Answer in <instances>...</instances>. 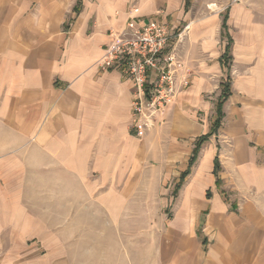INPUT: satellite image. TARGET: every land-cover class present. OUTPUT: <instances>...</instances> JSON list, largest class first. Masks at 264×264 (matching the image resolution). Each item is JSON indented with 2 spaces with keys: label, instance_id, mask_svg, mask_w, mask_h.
Instances as JSON below:
<instances>
[{
  "label": "crops",
  "instance_id": "1",
  "mask_svg": "<svg viewBox=\"0 0 264 264\" xmlns=\"http://www.w3.org/2000/svg\"><path fill=\"white\" fill-rule=\"evenodd\" d=\"M189 1L0 0V264H264V0ZM154 21L189 24L174 52L190 84L153 138L132 128V82L99 60L111 31ZM223 83L157 243L81 233L133 228L180 180Z\"/></svg>",
  "mask_w": 264,
  "mask_h": 264
},
{
  "label": "built area",
  "instance_id": "2",
  "mask_svg": "<svg viewBox=\"0 0 264 264\" xmlns=\"http://www.w3.org/2000/svg\"><path fill=\"white\" fill-rule=\"evenodd\" d=\"M189 24L184 27V32ZM175 29L151 22L144 28L126 26L121 32H112V41L105 47L99 60L102 70L116 68L133 85L132 128L141 136L153 124L154 117L164 113L182 87L190 80H179L181 62L170 46ZM180 31L178 38L184 33Z\"/></svg>",
  "mask_w": 264,
  "mask_h": 264
},
{
  "label": "rangeland",
  "instance_id": "3",
  "mask_svg": "<svg viewBox=\"0 0 264 264\" xmlns=\"http://www.w3.org/2000/svg\"><path fill=\"white\" fill-rule=\"evenodd\" d=\"M189 1V0H188ZM189 6L191 5L190 1L188 2ZM130 26L131 29H136L132 27V24H128ZM188 24L183 25L182 27L179 26L178 28H174L175 29V37L173 39V43L170 46V51L174 52V48H175V43L176 40L178 39V33L180 31L184 32V27L187 26ZM125 28H123L122 30H124ZM121 30V31H122ZM121 31H111L110 32V37H111V33L112 32H121ZM111 41H112V37H111ZM175 53V52H174ZM186 89V87H182L180 89V91L177 93L176 98L173 100V102L171 104H173L177 98L179 93ZM170 104V105H171ZM169 105L167 106V108L165 109L164 113L160 114L158 113L153 120V124L151 125V127L146 130L144 132L143 135H141L142 137L146 136L148 133V135L154 137H159V133L160 132H164L163 128H166V125L169 123V118L167 116V109H168ZM212 124V123H211ZM159 130V131H158ZM175 174V173H174ZM172 174H168L169 176L167 177V179L165 180L164 184L162 185V187L159 188L158 190V194L152 195V204H151V209L150 210H146V211H141V210H135V226L133 228H126V227H121L119 226L118 228L114 227H106V226H96V227H88V228H83L81 233H87V234H94L93 231L94 229H96L94 232L95 234H113L115 235L116 233L118 234H129V235H142L143 233L145 234H149L147 232V230L149 229L150 234H151V242H156L159 240L160 236L163 235V233L165 232V229L167 227V224L169 222V220L174 216L175 210H174V195H176V193L178 192V190L180 189L181 185L184 183L185 177L180 178V180H178V175H174ZM171 175V176H170ZM178 180V181H177ZM153 188H152V192H153ZM136 198H139L138 196H136ZM141 198V197H140ZM57 217V212H55V219ZM144 220H150L152 226L151 227H142V222ZM146 220V221H147ZM145 221V222H146ZM167 223H165V222ZM122 220L119 221V223H121ZM77 228L71 227V233L74 232V230ZM54 233L55 234H64L66 233V229L60 225V226H54ZM76 234L78 233V230L75 232ZM137 239V238H136ZM35 245H37V250H45L43 243H39L37 244V242L34 240L33 242ZM155 243L151 244L152 250L154 247ZM126 245V244H125ZM129 245H133L132 243H130ZM136 247V251L135 254L137 256V252H140V248L143 244L142 243H135L134 244ZM72 261L75 262V259H73ZM106 261H108V264L110 262V259H107Z\"/></svg>",
  "mask_w": 264,
  "mask_h": 264
},
{
  "label": "trees",
  "instance_id": "4",
  "mask_svg": "<svg viewBox=\"0 0 264 264\" xmlns=\"http://www.w3.org/2000/svg\"><path fill=\"white\" fill-rule=\"evenodd\" d=\"M188 2H189V1L187 0V6L189 5ZM223 26H224V28L226 27L225 22H224ZM231 43H232V41H231V39H229V43H228V45H227V51H226V55H225V56H227V57H226L227 60L225 61L226 63L229 62V60L231 59V56H229V53H228V52H229V48H230V46H231ZM222 88H223V94H222V97H221V99L219 100V102H218V104H217V114H218V117H217L216 121H215L214 124H213V128H212L211 132H210L209 134H207V135L202 136V137L198 140V142H197V144H196V146H195V148H194L193 155H192V157H191V159H190L189 169L183 174L184 177H185V175H187V174L190 173V167L195 163V161H196V159H197V157H198V153H199V151H200V149H201L202 144H203L204 142H206V141L208 140V138H209L213 133L216 132V130L218 129V127H219V125H220L221 118L223 117L222 107H223V104H224V102L226 101V99H227V97H228V95H229V84H228V83H223V84H222ZM219 169H220V163H219L218 158H216V159H215V170H214V174H215L216 176L218 175Z\"/></svg>",
  "mask_w": 264,
  "mask_h": 264
}]
</instances>
